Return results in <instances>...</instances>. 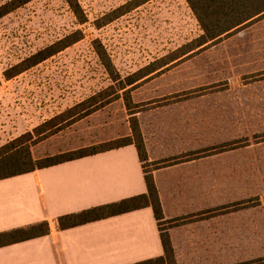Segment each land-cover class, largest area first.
<instances>
[{
	"label": "rangeland",
	"instance_id": "374dc122",
	"mask_svg": "<svg viewBox=\"0 0 264 264\" xmlns=\"http://www.w3.org/2000/svg\"><path fill=\"white\" fill-rule=\"evenodd\" d=\"M78 1L88 19L84 24L77 22L64 0H32L0 18V146L98 92H102L98 99H104L114 91L109 87L117 83L95 53L94 40L102 43L124 79L202 33L185 0H149L102 27L96 20L128 0ZM77 29L83 32L80 41L4 78L6 69ZM127 88L129 94L120 92L115 99L110 95V102L100 109L40 138L30 148L33 158L130 135L128 102L139 109L145 130L159 141H167L169 133L173 139L186 136L185 141L190 137L206 146L200 155L216 157L211 178L224 198L264 190V16ZM192 112L198 120L191 123ZM167 120L172 123L164 124ZM231 142L235 147L218 149ZM254 200L251 197L246 204H255ZM237 208L215 215L216 221L232 222L233 264L264 258V228L258 227L254 213ZM212 246L217 253L223 248L221 243Z\"/></svg>",
	"mask_w": 264,
	"mask_h": 264
},
{
	"label": "crops",
	"instance_id": "0c3cea01",
	"mask_svg": "<svg viewBox=\"0 0 264 264\" xmlns=\"http://www.w3.org/2000/svg\"><path fill=\"white\" fill-rule=\"evenodd\" d=\"M191 117V123L198 120L194 112ZM138 120L149 162L181 159L152 170L164 219L189 218L168 228L176 264H233L232 222L216 221V212L224 211L225 216L238 207L235 210L254 213L258 227L264 228V190L249 197L227 194L224 198L211 178L216 157L200 155L206 146L190 137L185 141L186 136L173 139L169 133L167 141H159ZM144 176L136 147L127 144L1 179L0 234L17 232L13 239L0 241V264H139L163 257L160 229L150 205L99 219L83 221L77 215L59 222L65 216L146 194ZM251 197L255 204H246ZM215 243L223 245L219 253L212 246ZM261 259L234 264H256Z\"/></svg>",
	"mask_w": 264,
	"mask_h": 264
},
{
	"label": "trees",
	"instance_id": "16d2710c",
	"mask_svg": "<svg viewBox=\"0 0 264 264\" xmlns=\"http://www.w3.org/2000/svg\"><path fill=\"white\" fill-rule=\"evenodd\" d=\"M32 0H7L0 4V18L23 7ZM72 12L73 16L79 24L87 22V16L78 0H64ZM149 0H128L126 3L114 8L109 13L103 15L96 20L97 27L110 23L116 18L128 13L129 11L139 7ZM189 6L193 16L198 22L202 33L191 42L178 47L172 52L170 56H163L143 68L137 70L126 76L124 79L120 77L104 46L99 40L93 41V47L102 66L109 74L113 81H116V86L109 88L114 91L111 92L112 98L129 94L132 86L138 81L153 74L157 70L165 67L169 63L185 56L191 55L200 49L215 43L216 41L233 34L248 23L264 16V0H185ZM83 38L81 29L70 32L61 38L51 42L50 44L38 49L20 62L6 69L3 73L5 79H11L16 75L26 71L27 69L36 66L46 59L56 55L71 45L77 43ZM197 49V50H196ZM116 88V89H115ZM106 93V91H103ZM102 92L93 95L88 99L74 104L72 107L66 109L64 113L53 116L39 126L35 127L32 132L28 131L0 146V180L12 177L18 174L34 171L38 168H43L55 165L64 161L72 160L82 156L98 153L112 148L121 147L127 144H134L138 151V156L142 162L145 182L147 186V193L130 197L119 202L88 209L82 213L65 216L59 219L71 220L77 215L83 221L91 219H99L109 215L129 211L145 205H150L153 209L155 218L160 229V238L164 250V256L153 260L141 262L139 264H176L174 259V251L172 248L168 228L186 221L189 218H178L173 220H165L157 187L155 185L152 170L181 161V159H173L169 162H149L148 155L139 125L137 113L139 109L133 108L127 102V109L130 111V127L131 134L123 137L121 140H112L107 143L98 144L95 146H88L74 152L66 154H58L54 156H46L40 159H34L30 148L37 143L40 138L46 137L62 129L66 125H70L75 121L91 114L92 112L103 107L104 104L109 103L111 98L107 96L106 100L98 99ZM129 100V97L125 96ZM233 142L225 144L222 148L227 149L235 147ZM45 231L48 230L47 223L43 224ZM2 233L0 234V241L5 239H13V234L16 233ZM19 232H27L26 230H19ZM256 264L264 263V260H258Z\"/></svg>",
	"mask_w": 264,
	"mask_h": 264
}]
</instances>
